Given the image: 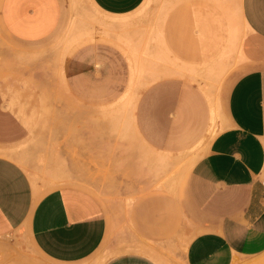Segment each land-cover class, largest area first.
Masks as SVG:
<instances>
[{
	"label": "crops",
	"instance_id": "obj_1",
	"mask_svg": "<svg viewBox=\"0 0 264 264\" xmlns=\"http://www.w3.org/2000/svg\"><path fill=\"white\" fill-rule=\"evenodd\" d=\"M208 1L209 22L204 16V28L212 32L223 21L226 47L239 51V62L227 81L221 78L223 71L208 79L212 71H221L219 58L204 62L216 60L211 66H192L190 76L181 73L180 65L139 90L130 110L124 105L116 109L117 115L111 116L113 129L106 111L129 88V63L105 35L77 27L75 44L56 51L58 77L74 106L44 110L41 99L39 117L89 119V174L97 164V149L104 150L106 167L129 168L137 182L152 184L175 173L192 151L200 152L187 170L182 192L163 187L152 194L154 201H146L151 205L133 207L137 217L150 209H157L158 213L152 212L157 215L175 212L179 202L183 204L179 211L190 219L185 228L196 230L184 246L185 264H264V195L257 181L264 162V0ZM145 2L0 0L3 31L20 44L10 52L16 54L14 61L0 65V235L15 228L25 231L41 254L57 264H75L93 254L106 237L107 215L97 197L78 184L52 187L55 183L46 182L41 189L34 187L33 178L30 181L21 166L31 152L15 144L24 133L17 118L35 116L36 111L21 109V99L9 87L36 79L39 85L45 84L49 51L44 43L64 28L69 39L71 25L80 14L94 18L85 9L103 16H129ZM118 42L133 62L134 50L125 40ZM184 62V68L188 67V61ZM158 68V72L166 70ZM128 119L132 135L122 136L128 131ZM113 137L125 144L121 155L106 152L112 148ZM30 142L35 145L41 140L32 135ZM143 150L174 157L146 151L145 158ZM48 164L52 175L75 179L63 150L49 157ZM166 184L174 187L172 179ZM45 188L49 189L42 191ZM191 210L196 213L193 221ZM100 264L157 263L145 253L130 251L113 254Z\"/></svg>",
	"mask_w": 264,
	"mask_h": 264
},
{
	"label": "rangeland",
	"instance_id": "obj_2",
	"mask_svg": "<svg viewBox=\"0 0 264 264\" xmlns=\"http://www.w3.org/2000/svg\"><path fill=\"white\" fill-rule=\"evenodd\" d=\"M162 4L163 7L159 10ZM208 9H210L208 0H146L143 6L131 12L129 16H103L98 11L87 8L85 9L87 14L94 18L88 20L89 17L86 14H80L71 25L69 39L65 38L67 28H64L59 34L44 43L43 46L47 47L49 51L45 84L39 85V80L36 79L27 80L30 84L9 87L13 88L12 93L21 99L19 102L21 109L28 107V109L36 111L35 116L17 118L24 128V133L15 144L17 149L28 148L31 152L27 163L21 166L28 174L30 181L33 178L34 187L38 186L41 189L46 185V182L55 183L51 185L52 187L67 183L78 184L97 197L107 215L108 229L104 241L87 259L75 264H100L113 254L130 251L145 253L157 264H185L184 246L196 230L194 227L185 228L190 219L189 217L185 218L180 212L183 204L177 202L175 212L171 211L169 214L166 211L165 214H152V212L158 213L156 212L158 210L150 209V211L144 210V215H138V217L133 207H136L137 204L148 207L151 203L146 205V201H154L151 197L152 194L163 190V187L169 192H182L187 170L200 155V152L192 151L190 157L176 167L175 173H171L163 182L152 184L151 182H137L134 171L131 173L129 168L121 169L120 166H117L115 170H111L110 166L106 167L103 165L104 150L97 149V164L89 174L87 148L89 119L87 117H39L41 99L44 100V110H51L55 107L70 109L74 106L58 77L56 62L59 60L56 51L62 45L68 47L75 44L73 43L76 40L73 37V31L80 27L89 32L97 31V36L105 35L106 39L126 56L130 68L129 88L125 96L106 111L109 123L114 129L111 116L117 115L116 109L124 105L127 111L130 110L139 90L153 79L173 73V70L180 65L179 68L183 67L181 73L190 76L192 66L197 68L211 66L216 60L204 62L219 58L222 61L220 63L221 71H212V76L208 79L214 80L223 71L222 80H228L229 75L239 62V51L235 47L229 49L226 47L227 31L223 21L220 22L218 29L214 27L216 31L211 32L204 28V16L209 22ZM157 13L160 15L157 16ZM151 26H156L157 29ZM160 37L161 39H159ZM120 39L125 40L134 50L133 62L132 58L129 60L128 53L119 44ZM19 46L20 44L5 34L0 24V65L14 61L13 57L16 54H10V52L17 51ZM52 50L53 52H50ZM184 61H188L189 68H184ZM160 66L166 69L165 72H158ZM23 83L25 82L23 81ZM128 120V131L124 135L119 133L122 136L132 135L131 119ZM41 126L44 129L42 135L40 134ZM95 127L99 129L98 125ZM103 134L101 131V135ZM32 135L40 137L41 142L35 145L31 144ZM111 145L112 148L106 150L107 153L116 152L121 155L122 151L124 152L121 147L125 144H122L120 139L113 137ZM57 150H63L64 155L70 158V169L73 171L75 179L52 175L54 173L48 164L49 157ZM146 151L160 152L143 150L142 154L145 158H147ZM100 152L101 156H99ZM165 154L168 158L174 157L169 153ZM107 163H110L109 159ZM171 179L174 181L172 189L166 184ZM157 184H160L159 187L162 188H156ZM48 189L45 188L42 191ZM164 204L165 207L168 206L167 202ZM195 216V211L191 210L192 221ZM0 264L57 263L41 254L25 231L15 228L0 235Z\"/></svg>",
	"mask_w": 264,
	"mask_h": 264
},
{
	"label": "built area",
	"instance_id": "obj_3",
	"mask_svg": "<svg viewBox=\"0 0 264 264\" xmlns=\"http://www.w3.org/2000/svg\"><path fill=\"white\" fill-rule=\"evenodd\" d=\"M257 181H258V184L261 187L262 193L264 195V162L262 163V165L258 171Z\"/></svg>",
	"mask_w": 264,
	"mask_h": 264
}]
</instances>
